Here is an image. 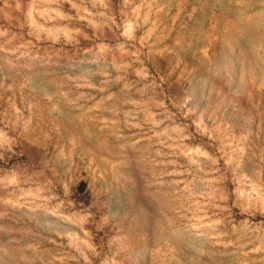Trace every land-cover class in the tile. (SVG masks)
Returning <instances> with one entry per match:
<instances>
[{"label":"rangeland","instance_id":"374dc122","mask_svg":"<svg viewBox=\"0 0 264 264\" xmlns=\"http://www.w3.org/2000/svg\"><path fill=\"white\" fill-rule=\"evenodd\" d=\"M0 264H264V0H0Z\"/></svg>","mask_w":264,"mask_h":264}]
</instances>
